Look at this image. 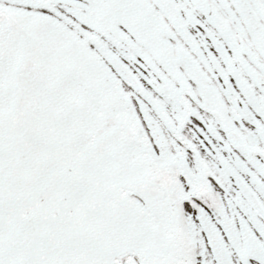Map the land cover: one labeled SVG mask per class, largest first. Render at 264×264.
<instances>
[{
  "label": "snow or ice",
  "instance_id": "snow-or-ice-1",
  "mask_svg": "<svg viewBox=\"0 0 264 264\" xmlns=\"http://www.w3.org/2000/svg\"><path fill=\"white\" fill-rule=\"evenodd\" d=\"M0 264H264V0H0Z\"/></svg>",
  "mask_w": 264,
  "mask_h": 264
}]
</instances>
